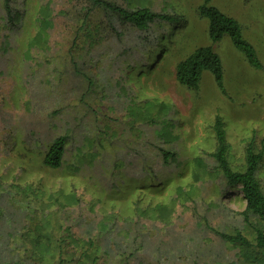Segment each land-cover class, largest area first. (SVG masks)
Wrapping results in <instances>:
<instances>
[{"label":"rangeland","instance_id":"rangeland-1","mask_svg":"<svg viewBox=\"0 0 264 264\" xmlns=\"http://www.w3.org/2000/svg\"><path fill=\"white\" fill-rule=\"evenodd\" d=\"M107 1L178 20L142 30L97 8L84 24L89 0H0V264H57V239L64 264H89L79 252L89 239L129 264H264L261 249L217 233L254 243L262 224L209 155L220 114L234 170L249 142L262 152L264 193V0H211L239 22L261 68L228 35L211 43L202 0ZM208 44L228 96L208 71L196 93L175 78L176 63ZM59 135L63 162L45 166ZM160 149L175 157L164 162Z\"/></svg>","mask_w":264,"mask_h":264},{"label":"trees","instance_id":"trees-1","mask_svg":"<svg viewBox=\"0 0 264 264\" xmlns=\"http://www.w3.org/2000/svg\"><path fill=\"white\" fill-rule=\"evenodd\" d=\"M91 7L88 8L87 14L83 17L82 23L89 19V13H94L95 9H104L105 11L116 14L123 23H130L137 29L145 30L150 24L155 21H163L166 23L176 22L178 17L161 12H155L149 7H138L128 9L120 5H116L107 0H89ZM197 12L201 17L207 20V34L211 43L219 42L224 35H228L233 45L241 51L249 64L255 68H261L255 49L243 38L239 22L232 16L225 14L216 6L211 4V0H202V3L197 7ZM43 17V16H42ZM160 35L159 37H161ZM175 78L178 83L185 89L197 92L203 72L208 71L212 74L218 91L227 95L224 79L223 65L219 54L213 49L212 44L201 45L179 60L175 65ZM172 124V122H171ZM212 131L215 139V146L209 155L215 161L214 170L219 172L224 177L226 183L230 186H240L243 198L246 202V210L253 216L259 219L262 226L254 229V243L250 238L239 231L234 233L217 232L224 240L231 244L240 246L254 245L264 251V193L260 183L255 175L258 165L262 159V152L256 151L252 142L247 144L244 156V169L234 170L228 160L229 144L226 136V129L223 117L216 114L212 122ZM66 136L59 135L48 146L42 158V164L48 167L56 168L61 166L65 152ZM163 161L168 162L175 157L174 152L166 149H160ZM146 181L141 183L142 189L146 188ZM158 183H153L152 188H156ZM150 187V188H151ZM158 189V188H156ZM155 191V190H153ZM136 203L134 204V207ZM135 214V213H134ZM136 216H139L135 214ZM64 240H55L54 252L51 251V257L57 264H64L69 259L66 254H63ZM103 246L96 239H89L80 247V257L87 260L89 264H129L128 257L120 258L117 261H110L111 251L105 250L99 252V248ZM25 250V246L23 247ZM22 251V249H21ZM90 251V253H88ZM132 253H130L131 255ZM89 255V256H86ZM86 256V257H85ZM49 257V258H51ZM105 257V258H104ZM80 259V258H79ZM123 259V260H122ZM43 259H41L40 263Z\"/></svg>","mask_w":264,"mask_h":264}]
</instances>
